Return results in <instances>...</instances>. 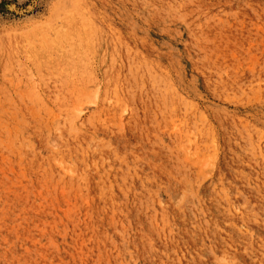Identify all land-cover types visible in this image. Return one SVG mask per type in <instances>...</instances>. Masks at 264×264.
I'll list each match as a JSON object with an SVG mask.
<instances>
[{
  "label": "rangeland",
  "instance_id": "rangeland-1",
  "mask_svg": "<svg viewBox=\"0 0 264 264\" xmlns=\"http://www.w3.org/2000/svg\"><path fill=\"white\" fill-rule=\"evenodd\" d=\"M261 197L264 0H0V264H264Z\"/></svg>",
  "mask_w": 264,
  "mask_h": 264
},
{
  "label": "bare ground",
  "instance_id": "bare-ground-1",
  "mask_svg": "<svg viewBox=\"0 0 264 264\" xmlns=\"http://www.w3.org/2000/svg\"><path fill=\"white\" fill-rule=\"evenodd\" d=\"M14 8V6H10V9H13ZM100 81V80H99ZM101 81H103V80H101ZM101 87V86H100ZM140 115V114H139ZM74 120V119H73ZM72 122V121H71ZM74 131H76V130H74ZM31 133V132H30ZM60 134V133H59ZM50 166H51V164H50ZM131 167V166H130ZM79 169V168H78ZM74 186V185H73ZM74 188V187H73ZM184 192V191H183ZM200 193V192H199ZM185 194V193H184ZM206 197V196H205ZM185 199V198H184ZM264 199V197H261V198H252L251 199V201H249L248 202V205H250V206H256V207H258L257 206V204L256 203H260L262 200ZM168 204V203H167ZM220 209V208H219ZM188 238V240L189 241H191V242H197L198 243V241L195 239V238H193V237H187ZM217 253V252H216ZM217 256V255H216ZM220 261H221V259H220ZM220 263V262H219Z\"/></svg>",
  "mask_w": 264,
  "mask_h": 264
}]
</instances>
